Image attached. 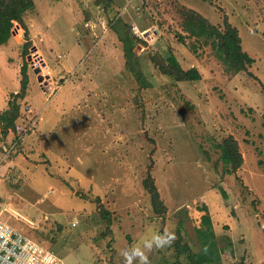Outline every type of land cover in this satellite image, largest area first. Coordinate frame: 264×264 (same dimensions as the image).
Listing matches in <instances>:
<instances>
[{"label": "rangeland", "instance_id": "1", "mask_svg": "<svg viewBox=\"0 0 264 264\" xmlns=\"http://www.w3.org/2000/svg\"><path fill=\"white\" fill-rule=\"evenodd\" d=\"M105 1L35 0L25 17L29 54L23 28L0 48V114L16 100V125L31 123L19 138L0 120L2 218L65 264H124L123 249L167 229L175 241L148 256L150 264H173L177 241L198 252L206 205L223 249L213 264H264V0H110L109 8ZM185 8L221 30L235 27L255 59L250 72L232 74L210 46L189 37ZM122 22L145 41L133 64L151 87L127 69ZM169 49L201 79L160 73L154 57ZM34 55L48 62L53 88H41ZM24 65L26 94L15 97ZM229 135L244 160L233 171L217 147ZM149 176L163 214L144 186ZM180 260L192 261L186 253Z\"/></svg>", "mask_w": 264, "mask_h": 264}, {"label": "trees", "instance_id": "2", "mask_svg": "<svg viewBox=\"0 0 264 264\" xmlns=\"http://www.w3.org/2000/svg\"><path fill=\"white\" fill-rule=\"evenodd\" d=\"M110 2V0H108ZM105 1V8H109L110 4ZM35 0H0V48L6 45L12 37L14 30L20 29L24 31L25 43L24 56L30 52L31 38L29 29L25 24V17L27 14L35 11ZM141 11V8H140ZM183 23L182 26L189 37H194L201 44L210 46L219 59L226 65L227 69L234 75L243 72H250L248 69L255 63L248 53L242 48L241 37L238 30L232 27L230 23H226V29L221 30L215 25H212L201 14L194 10L184 9L181 14ZM123 25V26H122ZM127 29H126V28ZM116 28V27H115ZM146 29V28H144ZM143 29V30H144ZM118 41L122 44L123 54L126 59L127 69L131 70L134 78L137 80L141 88L151 87L146 80L144 71L133 64V58L139 62V56L135 53V47L145 42L138 35H134L128 24L122 22L121 26L117 24ZM117 31H115L117 33ZM181 40H184L181 38ZM156 68L163 75L171 77L176 82L184 81H198L201 79V74L196 68L184 70L178 62L176 56L169 49L165 52H160L154 57ZM27 65L22 68V89L15 97H24L28 86ZM250 76L257 78V76L250 73ZM20 94V95H19ZM9 108L0 114V120L4 122V132L15 129L16 122L19 117V105L16 100L8 102ZM264 118V114H263ZM16 130V129H15ZM220 150V158L227 171H233L240 168L243 164V156L239 151V145L233 136H228L222 143L217 145ZM229 168H228V167ZM144 186L151 195V202L157 214H163L166 211L157 186L152 177L144 180ZM204 215L202 216V226L197 227L199 250L195 252L188 244L182 245L178 241L173 245L175 249L176 260L173 264H181L180 256L188 254L191 258V264H213L219 263L221 260L222 250L218 248L215 241V232H213V223L205 205L201 208ZM183 227L180 224V228ZM232 264H247L245 261H239Z\"/></svg>", "mask_w": 264, "mask_h": 264}, {"label": "built area", "instance_id": "3", "mask_svg": "<svg viewBox=\"0 0 264 264\" xmlns=\"http://www.w3.org/2000/svg\"><path fill=\"white\" fill-rule=\"evenodd\" d=\"M30 63L35 69V75L39 76V83L43 89L53 88L52 76L48 75L47 63L42 56L30 57ZM27 105L25 111L29 110ZM16 125V137L21 138L30 130L29 123L26 127ZM0 264H65L64 260L50 248L31 239L20 230L6 222L0 214Z\"/></svg>", "mask_w": 264, "mask_h": 264}, {"label": "clouds", "instance_id": "4", "mask_svg": "<svg viewBox=\"0 0 264 264\" xmlns=\"http://www.w3.org/2000/svg\"><path fill=\"white\" fill-rule=\"evenodd\" d=\"M140 3L143 4V0ZM136 8L138 10H136ZM134 9L139 13L140 6L139 7L134 6ZM134 26L136 29H138L137 25L134 24ZM59 57H61V55H59ZM29 61H30V57H29ZM45 62L47 63V65L49 67L48 62L47 61H45ZM39 80H41V79H39ZM15 129H16V127H15ZM175 239H176L175 233L165 229L161 233H153L150 236V238L144 239L142 244L133 245L127 249H123L121 251L120 255L123 257L124 264H136L137 261H138V264H150L148 253H150L153 249L159 250V249H163L166 247H170L172 245V243L175 241Z\"/></svg>", "mask_w": 264, "mask_h": 264}, {"label": "crops", "instance_id": "5", "mask_svg": "<svg viewBox=\"0 0 264 264\" xmlns=\"http://www.w3.org/2000/svg\"><path fill=\"white\" fill-rule=\"evenodd\" d=\"M78 44V43H77ZM78 45H80V44H78ZM77 47V46H76ZM74 49H76V48H74ZM71 62V63H73L71 60H68V62ZM86 62V60H85V58L83 59V61L82 62H80V63H78L77 65H78V67L79 68H81L83 65H84V63ZM44 128V125H43V127H41V129H43Z\"/></svg>", "mask_w": 264, "mask_h": 264}]
</instances>
